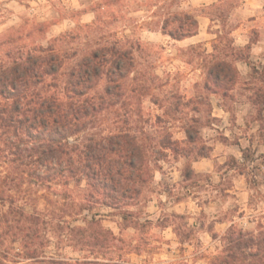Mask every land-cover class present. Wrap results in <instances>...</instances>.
<instances>
[{
	"label": "trees",
	"instance_id": "obj_1",
	"mask_svg": "<svg viewBox=\"0 0 264 264\" xmlns=\"http://www.w3.org/2000/svg\"><path fill=\"white\" fill-rule=\"evenodd\" d=\"M159 1L164 34L183 39L198 33L202 13L171 10L175 0ZM111 18L99 15L46 44L41 37L50 23L28 19L0 40V206L7 207L0 210V264H128L108 255L122 238L94 210L114 208L128 220L129 208L150 190L158 153L176 151L179 141L171 135L161 141L145 130L139 100L151 87L136 69L133 45L119 37L101 43V35L82 50L64 49L81 31L111 24L115 13ZM236 48L238 60L250 62L242 53L248 48ZM214 67L212 82L221 88L231 80ZM164 102L170 109V98ZM185 133L190 143L199 131L187 127ZM191 174L189 167L185 176ZM221 241L210 264H264V224L255 231L233 223ZM67 245L83 255H61ZM51 247L55 254H48Z\"/></svg>",
	"mask_w": 264,
	"mask_h": 264
},
{
	"label": "rangeland",
	"instance_id": "obj_2",
	"mask_svg": "<svg viewBox=\"0 0 264 264\" xmlns=\"http://www.w3.org/2000/svg\"><path fill=\"white\" fill-rule=\"evenodd\" d=\"M20 1L30 9L0 0V40L19 27L21 19L15 14L24 20L33 15L41 17L44 6L49 4L47 0ZM65 1L51 0L61 13ZM215 2L216 5H202L204 0H175L170 7L206 13L213 19L224 11V18L213 23L212 31L218 34L213 45L211 37L216 36L209 35L193 46H181L168 35L159 31L155 34L165 12V5L159 0H123L120 19L93 33L81 31L76 43L63 44L67 50H82L89 38L102 35L101 43L119 37L126 47L133 45L136 69L151 87L139 100L145 130L161 141L168 142L170 135L179 141L173 145L176 151L158 153V159L153 161L150 190L138 205L129 208L133 214L128 220L124 221L114 208L98 206L94 210L103 224L122 238L108 255L128 264H210L223 247L221 235L233 215L238 226L249 230L256 231L260 223L264 224V67L249 69L241 63L236 66L240 51L230 34L237 24L244 23L245 29H252L250 36L256 41L264 28V0ZM220 23L222 26H218ZM46 28L41 41L61 29L51 25ZM204 32L199 39L205 36ZM242 53L249 54V49ZM253 61L264 64V59ZM218 62L220 67H214ZM212 67L223 68V74L231 81L217 88L210 75ZM166 98L172 103L170 109L164 102ZM187 127L199 131L190 143H184ZM222 144H239L245 157L235 158L233 152L228 153L232 147L226 151ZM200 153L209 154L211 159ZM223 154L227 157H221ZM193 165H197L196 170ZM189 167L193 174L185 176ZM6 209L0 206V210ZM47 252L55 254V249L51 247ZM61 255L76 259L83 252L67 245Z\"/></svg>",
	"mask_w": 264,
	"mask_h": 264
},
{
	"label": "crops",
	"instance_id": "obj_3",
	"mask_svg": "<svg viewBox=\"0 0 264 264\" xmlns=\"http://www.w3.org/2000/svg\"><path fill=\"white\" fill-rule=\"evenodd\" d=\"M32 1H37V0H32ZM31 1V2H32ZM39 1V0H38ZM41 1V0H40ZM49 4L44 6V11L42 12L41 17H34L30 18L29 21H35V22H46L50 23L52 27H57L61 28L57 33L55 34H50L48 38L43 41L45 44L48 42V40L52 37L58 36L63 33H67L72 31L73 29H76L80 25H87V24H93L97 21V17L101 15L104 18H111L112 13H115L116 18L115 19H120L121 16V10L123 7V4L120 2L114 3V4H108L106 0H67L63 7L62 13L60 11H56V9L53 7V3L51 0H47ZM217 0H204L205 4H211ZM15 2L20 8H25V9H30V7L27 4H23L20 0H10V3ZM250 3L251 1H247ZM200 5V4H199ZM143 8H139V11H142ZM128 14H131V12H128ZM15 16L19 19H21V22H25L23 16L20 15L19 13L15 14ZM198 21H199V30L198 33L185 37L183 39H174L171 36V40L176 42L177 44L184 46V45H196L201 42V40H207V38H210L209 35L211 36H216V37H211L213 38L210 42L213 45V40L218 37V34L212 31L213 26L215 25V22L219 19H213L207 14H199L197 16ZM220 21V20H219ZM214 23V25H213ZM222 26V23L220 25ZM245 24H237L232 30H231V35L233 36V44L235 47L238 48H248L249 49V60L250 62L244 61V60H237L236 61V66H239L240 63L244 64L247 68H252L253 66H259L258 68H263V65H257L253 60L254 58H260L261 60L264 59V28L261 26V32L259 31V38L255 41L251 38L250 33L252 29H245ZM204 30L205 36L202 37V39H199V36ZM250 30V31H249ZM161 33L164 35V33L161 30V25L160 29L155 31V34ZM149 31H145L144 33L147 34ZM220 32H223V30H220ZM49 33V32H48ZM149 33H154L153 30H150ZM167 35V34H165ZM217 41V40H216ZM208 43V42H207ZM214 49V48H212ZM211 50V49H210ZM256 67V68H257ZM239 68V67H238ZM223 145V149L227 150V146L225 144ZM232 150L229 149L228 153L233 152V155L237 159H243L244 156V150L243 148L238 144L237 146H231ZM230 147V148H231ZM238 149V150H237ZM226 153V152H225ZM243 156V157H242ZM221 157H227V155L223 154ZM203 158H210V155L203 156ZM195 163H198V160H194ZM197 165H193V169L196 168ZM196 170V169H195ZM242 194L245 193V191L241 192ZM225 221H221V223H224ZM228 226L227 228L233 224L237 223L238 219L236 218V215H233L231 218L228 219L227 221ZM226 228V229H227ZM225 229V230H226Z\"/></svg>",
	"mask_w": 264,
	"mask_h": 264
}]
</instances>
